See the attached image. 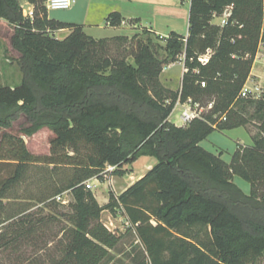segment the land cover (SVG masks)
I'll return each mask as SVG.
<instances>
[{"label": "trees", "instance_id": "16d2710c", "mask_svg": "<svg viewBox=\"0 0 264 264\" xmlns=\"http://www.w3.org/2000/svg\"><path fill=\"white\" fill-rule=\"evenodd\" d=\"M27 1L36 7L34 21L23 16L20 0H0V19L14 28L12 45L24 73L19 85L0 87V228L24 214L6 210V201L18 199L12 194L31 166L66 167L71 174L40 200L71 191L81 219L75 240L55 264H108L122 234L111 231L101 215L117 207L145 255L139 264L256 262L264 254V96L238 95L264 35V0H191L188 36L171 32L167 59L145 46L134 64L109 55L118 38H93L80 25L50 20L46 11L39 17L38 7L46 10L47 0ZM227 10L232 13L227 26L212 23L214 14ZM108 21L118 27L122 16L112 13ZM60 30L70 33L57 39L52 33ZM209 49L213 55L202 65L198 59ZM182 55L189 72L177 93L160 77L164 63ZM190 97L203 104L215 101L207 121L184 127L169 122L178 100ZM224 114L227 121L219 131L262 122L254 145L239 144L231 163L200 145L216 131L214 116ZM22 116L28 125L14 134L11 129ZM44 128L55 135L51 155L36 156L23 136ZM142 156L155 157L158 164L119 196L111 192L101 206L86 182L101 177L107 165L118 171ZM236 175L250 184V195L234 183ZM195 226L207 229L211 248L196 242L197 235L175 233Z\"/></svg>", "mask_w": 264, "mask_h": 264}, {"label": "rangeland", "instance_id": "374dc122", "mask_svg": "<svg viewBox=\"0 0 264 264\" xmlns=\"http://www.w3.org/2000/svg\"><path fill=\"white\" fill-rule=\"evenodd\" d=\"M26 1L20 0V4L24 5ZM90 2H93V0H76L71 9L54 11H48L45 3L46 10L41 8V6L38 7V14L40 13L38 16L44 15V11H46L50 20L80 25L88 36L96 39L119 35L116 37L118 40L111 43L109 55L130 64L135 63L141 54L142 48L145 46H150V48L158 51V56L161 60L168 58L167 51L164 48L167 43V37L154 33L146 20H143L142 24H140L135 19H129L125 21L126 23L122 19L120 26H123V29H113L106 26L105 20H102L99 11L94 7L95 3H92V12L90 13L92 16L89 15ZM158 3L157 14L160 16L157 15V20L162 25L161 31L170 33L169 31L174 30L186 33L190 21L189 6L191 0L181 1L179 8L166 2ZM126 9H133L134 12H137L142 17L152 16V13L156 11L153 6L138 4L128 6ZM95 15L99 19L94 20ZM212 23L219 24L220 19L213 18ZM56 32H53L52 35L58 39H64L69 35V32L59 34H56ZM13 35L14 28L8 23L3 24L0 22V87H14L19 85L24 79L20 60L21 54L12 45ZM261 39L258 51L260 55L253 66L254 73L260 72L261 67L264 69V35ZM182 63H184L183 55L178 58L177 62L164 63L163 65L160 80L162 85L172 92L179 93L182 88L184 76ZM258 81L249 82V86H254V82L259 83ZM204 102L206 101L204 100ZM181 112L180 107H175L169 117V122L176 126L184 127V123L181 120ZM253 112L254 109L251 110V113ZM27 125L26 117L22 116L14 123L11 131L14 134H21V129ZM261 125L262 122L256 119L246 128L240 127L226 131L216 130L202 141L200 145L210 153L221 155L222 159L227 163H231L239 145L238 142L251 146L253 138L262 133ZM54 137V133L48 128H44L30 137L23 136L28 150L36 156L51 155ZM157 164L158 159L155 157L142 156L135 163L124 165L113 174H102L101 177L90 179L88 182L92 184V189L89 190L93 192L98 203L100 205L102 203L101 206L105 207L109 203L111 192L119 196L129 184L136 182L140 175L143 174L142 172H148ZM69 174H71V171L66 167H57L55 169L53 166L38 165L29 168L27 179L12 194L14 198L18 199L6 201L8 203L6 210H9V212L13 213L20 210H25V212L0 228V264H55L65 256L75 240L74 232L77 230L81 220L73 207L74 196L71 191H66L46 201L40 200L51 193L53 184H56L62 176L65 177ZM234 183L245 194H251L250 184L239 176L236 175L234 177ZM104 211L103 219L106 223L105 225L108 224V228H112L114 232L117 231L121 234H123L121 230H124L128 234H125L127 235L125 243L132 245L137 240V236L133 229H129L125 225L121 216V208L117 207L115 211L111 209H105ZM115 226L118 229H115ZM175 233L188 234L190 236L197 235L194 239L196 242L203 241L208 247L211 248L212 246V239L204 227H181ZM125 250L127 248L122 244L115 249V252L124 253ZM132 252L138 253L136 258L132 257L130 252L123 254L120 258L113 254L112 260L108 264H139L145 257L140 244L137 248L132 249ZM252 264H264V254Z\"/></svg>", "mask_w": 264, "mask_h": 264}, {"label": "built area", "instance_id": "2783aa9c", "mask_svg": "<svg viewBox=\"0 0 264 264\" xmlns=\"http://www.w3.org/2000/svg\"><path fill=\"white\" fill-rule=\"evenodd\" d=\"M76 3V0H47L46 1V8L48 11H54V10H67L71 9L72 6ZM23 9V16L30 20L34 21L36 18V7L27 2L24 5H22ZM232 13L231 10H227L226 13L222 16H218L217 14L213 15V18H219L220 23L216 24L221 27H225L229 23V19L231 17ZM228 16V17H227ZM260 53L258 52L257 57ZM213 55V51L209 49L205 54L201 55L199 57V62L202 65H207ZM256 57V59H257ZM183 72L188 73L189 70L185 67V55H183ZM198 72V71H196ZM183 74V75H184ZM250 78L247 80L246 84L244 85L243 89L238 95V99H246V98H254V99H260L263 96L264 93V83H255L254 86H249ZM202 88H205L207 86L206 81H202L200 83ZM180 107L181 112V120L184 123V126L189 125L194 120H202L207 121V116L214 110L215 108V101H211L208 104H203L202 102L195 101L192 97L188 98L185 101L178 100L176 104V108ZM215 119H217L216 123H214L212 126L214 129L219 128V124L221 122L227 121V115L224 114L222 116L215 115ZM117 170L116 166L107 165L103 174H113ZM87 189H92V184L89 182H86ZM121 216L123 217L124 223L127 227H131V224L125 219L123 215V210L121 209Z\"/></svg>", "mask_w": 264, "mask_h": 264}, {"label": "crops", "instance_id": "0c3cea01", "mask_svg": "<svg viewBox=\"0 0 264 264\" xmlns=\"http://www.w3.org/2000/svg\"><path fill=\"white\" fill-rule=\"evenodd\" d=\"M181 1L183 2L184 0H160V1L159 0H93V2H90V4H89V15L92 16V14H90V13L92 12V6L95 3L94 7H96V9L99 11L100 17L102 18V20L103 19L105 20V24H106L107 27H110V28H113V29H120V28L123 29V26H118V27L110 26V23L108 21V18L110 16V14L119 13L122 16V19H124V23H126L125 21H128L129 19H135V20H138L140 22V24H142V21L146 20L147 23H148V26L150 27V29L154 33H156L158 35H161L163 37H168L171 34V32H175V33H178V34H180L182 36L187 37L188 36V31H189V26H188V30L186 31V33L185 32H176L174 30L173 31H169L170 33H167L166 31L164 33V32L161 31V29H162L161 23L157 20V18H158L157 15H159V14H157L158 13L157 9H159V6H158L159 3L158 2H166L167 4H174V6L179 8V6L181 5ZM27 2L28 1H26V3ZM135 4L147 5L149 7L153 6V7H155L156 11L154 13H152V16L142 17V16L138 15L137 12H134L133 9H126V7L131 6V5H135ZM189 11H190V6H189ZM96 19H99L97 17V15H95V17H94V20H96ZM0 22L3 23V24H7V22L5 20H0ZM67 32L70 33V30H60V31H57L56 34L67 33ZM118 36L119 35H115V36L107 37V38H114V37H118ZM183 65H184V63H182V66ZM263 70H264L263 67H261L260 68V72L254 73L253 72L254 71V67H253L251 75H250V82H253L254 80H259L258 82L264 83ZM238 144L244 145V144H241L239 142H238ZM253 145H254V142H253V144L251 146H253ZM244 146H248V145H244ZM148 172H146V173L142 172L143 174L140 175V177L136 180V182L139 181L141 178H143ZM136 182H134L132 184H129L128 187L124 191H126L129 187H131ZM101 205H102V203H101ZM104 214H105V211H103V213L101 215V221L104 224H106L104 222V219H103ZM106 226L109 227L108 224ZM109 229L111 231H114V230H112V228H109ZM115 229H118V228L115 226ZM121 231H122L123 234H122V241L120 242L119 245L123 244L127 248V250H125L124 253H119V252H115V249H114L112 251V254L117 255V257L120 258V257H122L123 254H126V253L130 252L132 257H135V253L132 252V249L137 248L139 246V241L135 240L132 245L125 243V239H126V236L128 234L124 230H121ZM125 234H127V235H125Z\"/></svg>", "mask_w": 264, "mask_h": 264}]
</instances>
